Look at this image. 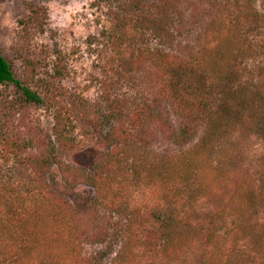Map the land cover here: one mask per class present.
Listing matches in <instances>:
<instances>
[{
	"label": "trees",
	"instance_id": "obj_1",
	"mask_svg": "<svg viewBox=\"0 0 264 264\" xmlns=\"http://www.w3.org/2000/svg\"><path fill=\"white\" fill-rule=\"evenodd\" d=\"M116 1L120 11L107 35L111 60H115L116 70L126 71L141 58L145 74L152 80L140 105L110 102L119 129L113 140L115 148L98 155L81 178L95 190L89 206L100 203L111 211L124 206L130 210L126 225L129 240L140 248L133 255L138 260L116 259L114 264H247L256 248L261 255L264 251L262 17L253 0H226L218 9L221 18L210 19L196 35L195 44L176 41L179 49H150L138 56L127 45L130 24H149L158 39L171 43L174 38L169 23H163L158 15L180 9L175 0ZM39 13L35 8L30 17L43 31ZM54 53L57 62L52 77L58 79L66 70L62 54ZM25 65L27 77L33 79L34 62L25 59ZM0 85H13L15 100L22 105H43L49 98V88L43 96L20 82L1 52ZM58 109L53 133L61 141L64 111ZM62 110L73 115L68 105ZM128 122L134 127L130 132L125 130ZM156 123L170 144L185 146L197 134L199 137L181 152L166 151L148 160L145 156L139 160L135 150L134 162L128 161L129 153L117 152L122 146L142 143ZM104 190L108 195L103 196ZM67 230L70 241L81 242L98 240L108 228L100 234H77L72 227ZM23 233L35 244L0 246V252L7 251L10 264L69 262L68 254L49 260L50 241L65 233L61 225L23 229ZM40 255L42 260L36 262ZM70 255V259L75 257L72 252Z\"/></svg>",
	"mask_w": 264,
	"mask_h": 264
},
{
	"label": "rangeland",
	"instance_id": "obj_2",
	"mask_svg": "<svg viewBox=\"0 0 264 264\" xmlns=\"http://www.w3.org/2000/svg\"><path fill=\"white\" fill-rule=\"evenodd\" d=\"M225 1L175 0L178 12L158 15L163 23H169L173 42L164 43L149 24L140 26L134 21L127 45L139 56L150 49H179L178 41L195 44L196 35L209 20L221 18L218 9ZM199 3L203 4L201 10ZM253 5L262 17L264 32V0H253ZM35 8L40 9L38 19L43 31L31 20ZM119 11L116 0H0L1 54L20 82L43 96L48 88L50 92L43 105H22L15 100L13 85H0V246L35 244L25 233L22 235L23 229L61 225L65 233L50 241L49 260L67 254V260H74V264L138 260L133 255L140 248L129 240L126 225L130 210L124 206L111 211L100 203L89 206L95 190L81 179L98 155L115 148L113 140L119 129L116 116L110 112V102L140 105L151 85L152 77L145 74L143 59L129 64L126 71L116 70L115 60H111L107 35ZM54 52L62 54L61 64L66 70L58 79L52 77L57 62ZM25 59L34 62L33 79L27 77ZM153 80H157L155 75ZM66 105L72 108L73 115L67 116L62 110ZM57 109L64 111L61 141L53 133ZM151 128L142 143L122 146L117 152L129 153L130 162L135 160L134 150L139 160L143 156L148 160L166 151L181 152L199 137L197 134L188 145L178 146L164 141L158 123ZM132 129L128 122L125 130ZM106 190L103 196L108 195ZM105 226L107 233L94 241H70L67 230L72 227L77 234H100ZM39 260L41 255L36 256V262ZM11 261L7 251L0 252V264ZM247 264H264V251L261 255L256 248Z\"/></svg>",
	"mask_w": 264,
	"mask_h": 264
}]
</instances>
